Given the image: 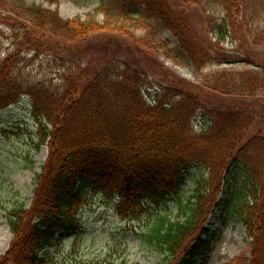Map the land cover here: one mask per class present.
<instances>
[{
  "label": "trees",
  "instance_id": "1",
  "mask_svg": "<svg viewBox=\"0 0 264 264\" xmlns=\"http://www.w3.org/2000/svg\"><path fill=\"white\" fill-rule=\"evenodd\" d=\"M214 2L223 16H212ZM4 5V13L11 15L4 18L15 15L31 30L66 45L85 44L114 30L109 19L100 23L95 14L134 21L150 31L151 40L157 21L173 33L181 53L199 73L216 62L190 8L199 10L217 44L238 26L255 44L264 42V26L253 24L264 20V0H104L87 20L63 18L57 10L25 0ZM118 30L129 32L125 25ZM141 46L153 52L161 46L166 56L175 57L164 40L153 46L147 40ZM20 63V50L0 59V110L27 98L38 123L36 148L48 145L50 152L37 176L31 207L22 204L9 213L13 240L0 264H127L114 259L80 262L67 255L54 260L47 252L58 235L82 229L78 214L90 192L115 203L117 214L131 219L168 201L176 203L177 218L156 210L142 234L163 256L158 264L174 263L186 252L184 260L190 264L205 253L209 243L202 236L210 233L204 225L213 208L234 217L252 238L250 257L239 255L231 264H264V130L250 135L255 117L249 106L206 108L193 90L254 98L264 89L261 65L201 74V84L192 88L159 62L162 73L176 82L175 95L167 90L149 103L145 75L128 64L113 62L95 74L81 65L64 74L63 85L55 88L47 81L24 78L17 72ZM222 63L233 61L217 64ZM201 109L198 129L194 122ZM194 168L199 169L196 177L191 176ZM187 180L189 195L184 190Z\"/></svg>",
  "mask_w": 264,
  "mask_h": 264
},
{
  "label": "rangeland",
  "instance_id": "2",
  "mask_svg": "<svg viewBox=\"0 0 264 264\" xmlns=\"http://www.w3.org/2000/svg\"><path fill=\"white\" fill-rule=\"evenodd\" d=\"M103 1L25 0L27 4L36 3L57 10L63 18L79 16L83 20H87L89 14H95L96 8ZM9 2L14 0H6L4 3L9 4ZM4 3H0V59L20 50L21 63L17 72L32 82L47 81L55 88L63 85L64 74L78 71L81 65L95 74L113 62L128 64L145 75L146 86L158 87L161 95L167 90L171 95H175L176 82L162 73L159 62L176 79L183 80L190 86L200 85L202 75L209 73L243 71L255 68L257 65L264 68V42L255 44L254 38L249 37L251 34L247 35L245 30L238 26L231 32L229 38L217 44L216 34L207 32L201 13L195 7L189 10L193 18L197 17V22L200 23L197 24L198 29H201L202 34L209 39L211 54L216 62L200 73L196 71L187 55L181 53L179 42L173 33L162 29L157 21L152 23L156 30V37L151 40L150 31L134 21L117 18L115 15L107 16L104 13L95 14L96 20L100 23L109 19L114 30L106 37L95 36L85 44L66 45V42L51 36L50 39L45 37L41 31L31 30L15 15L11 19L4 18L9 15L4 13L6 9ZM209 10L213 12L212 16H223L222 7L216 2ZM253 24L263 29L261 26H264V20L262 24ZM253 24L252 26L256 27ZM123 25L129 31L128 33L118 30ZM261 38V35L256 36V40L261 41ZM147 40L152 43V46L156 41L164 40V43L167 42L174 52L175 57L166 56L161 46L156 48L157 52L149 49L142 50L141 44ZM153 55L156 60L153 59ZM225 60H231L233 63L217 64ZM203 89L193 88L206 108L229 107L236 103L242 107L249 106L255 117L250 135L264 130V89L254 98L213 95L212 92L207 93ZM147 96L148 100L152 99L150 94ZM204 109L197 114L194 122L198 129L201 126ZM37 130L38 123L27 98L0 110V259L13 240L8 223L9 213L22 204L25 208L31 207L38 185L37 176L41 174L49 157L48 145L36 148V144L39 143ZM198 174L197 168L191 172V176L196 177ZM184 190H187V195L191 194L190 180L184 182ZM106 201L101 195L89 193L86 207L78 215L82 229L75 233L59 235L54 245L46 249L51 257L57 260L67 255L80 262L114 259L116 263L125 260L127 264L160 263L163 256L143 241L142 234L149 220L154 218L156 210L169 211L173 218H177L179 209L176 203L168 201L158 206L159 208L143 213L138 212L131 219L126 214L123 216L117 214L115 203L107 204ZM204 228L210 231L206 236H202L209 243L208 248L204 254L194 256L190 264H231L232 260L239 255L250 257L252 238L249 237L244 225L234 217L221 213L218 208H213L206 219ZM185 254L170 264H188L184 263Z\"/></svg>",
  "mask_w": 264,
  "mask_h": 264
}]
</instances>
